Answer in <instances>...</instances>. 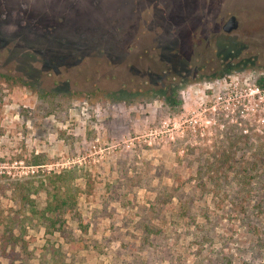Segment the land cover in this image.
<instances>
[{"label": "rangeland", "instance_id": "374dc122", "mask_svg": "<svg viewBox=\"0 0 264 264\" xmlns=\"http://www.w3.org/2000/svg\"><path fill=\"white\" fill-rule=\"evenodd\" d=\"M165 44L198 73L177 88L180 101L216 69L255 81L264 76V0H0V232L14 216L24 244L0 261L264 264V243L247 225L256 213H241L238 190L264 181L263 162L251 169L264 133L220 122L191 132L176 127L181 104L171 110L166 95L127 102L111 93L122 82L127 95L137 91L136 70L168 67L158 61ZM151 79L169 94L166 71ZM61 169L74 211L55 219L42 213L39 186ZM12 179L37 189L34 212L12 200Z\"/></svg>", "mask_w": 264, "mask_h": 264}, {"label": "trees", "instance_id": "16d2710c", "mask_svg": "<svg viewBox=\"0 0 264 264\" xmlns=\"http://www.w3.org/2000/svg\"><path fill=\"white\" fill-rule=\"evenodd\" d=\"M159 51V50H158ZM160 57L162 59L158 60L159 64L170 65L160 70V72L157 74L156 71L152 72L149 70V68H145V70H136L135 74L141 76V80H137L136 87L137 91L135 92H129L130 94L127 95L126 91L127 89L124 87V83L120 84L118 86L117 90L114 92H111L114 95L123 96L121 99L124 100V98L129 97L127 102L132 101L131 96L136 95H143V96H149L151 98L152 96L157 97V95H166L165 101L169 104L171 110H177L180 109L181 101L179 98H177V88L181 83H185L189 81V79H193L198 76V73L196 70L190 71L188 64L190 61L189 54H181L179 52H173L169 46L165 44L164 52H160ZM176 60L175 63L173 61ZM174 65H179V68L177 70H173L175 67ZM154 69V68H153ZM222 69H216L214 72L208 74V77H218L220 76L223 71ZM167 72L169 74V77L172 81H169L166 86H170V92L169 94L164 93L165 86H160L159 81H155V84L157 87H153L152 85L154 83L153 79L154 76H158L161 73ZM150 72V74H148ZM152 73V74H151ZM5 76V74L0 73V77ZM211 77V78H212ZM138 79V78H137ZM175 79H177L175 81ZM255 82L263 85L264 84V76L258 75L255 78ZM127 84V83H125ZM174 86V87H173ZM127 95V96H126ZM152 95V96H151ZM175 107V108H174ZM251 137L244 136V138L241 140V142L248 143ZM252 139V138H251ZM261 138L257 137V140L260 141ZM253 161H252V170L254 172H258L260 169H258L255 166V163L257 160L264 163V146L262 142H258V145L256 146L254 152H253ZM40 160H34L32 164H41ZM65 170L61 169L59 172H49L45 177V183L40 182V188L44 187L45 194L47 197L45 206L42 210V213H47L50 215H54L55 219L58 218L60 215L64 213L71 212L73 213V204L74 200L64 190V186L67 182V177L65 176ZM259 188H255L251 186L250 182H240L238 185V190L246 189L244 191V197L240 198V211L248 218L250 216H253V212L256 214L254 215L255 219L254 222L252 220H249L247 222V225L250 226V233L255 235L254 240L256 242H263L264 243V181L258 183ZM9 189L12 193V200L15 201V203L20 204L22 207H28L30 211H35L33 208L32 198H30V194L34 193L37 189L32 188L31 185H26L24 182H22L20 179H12L9 182ZM258 191V196H253L252 191ZM75 213V212H74ZM14 223V216L9 217L7 220L4 229L0 232V258L6 257V253L8 250H12L16 245L19 247H24V244H22L21 240L18 236H15L12 232V226L10 223ZM0 264H11L10 262H2L0 261Z\"/></svg>", "mask_w": 264, "mask_h": 264}, {"label": "built area", "instance_id": "2783aa9c", "mask_svg": "<svg viewBox=\"0 0 264 264\" xmlns=\"http://www.w3.org/2000/svg\"><path fill=\"white\" fill-rule=\"evenodd\" d=\"M180 99L182 119L176 120L177 128L184 126L195 132L220 122L238 125L243 133H264V84L247 76H220L191 84L180 90ZM174 124L175 119L162 121L165 130H171Z\"/></svg>", "mask_w": 264, "mask_h": 264}, {"label": "water", "instance_id": "95a60500", "mask_svg": "<svg viewBox=\"0 0 264 264\" xmlns=\"http://www.w3.org/2000/svg\"><path fill=\"white\" fill-rule=\"evenodd\" d=\"M234 27V20H233V16H229L228 19L224 22V24L222 25V30L225 32L230 31L232 28Z\"/></svg>", "mask_w": 264, "mask_h": 264}, {"label": "flooded vegetation", "instance_id": "af4514ba", "mask_svg": "<svg viewBox=\"0 0 264 264\" xmlns=\"http://www.w3.org/2000/svg\"><path fill=\"white\" fill-rule=\"evenodd\" d=\"M233 20H234V17H233ZM234 26H235V23H234Z\"/></svg>", "mask_w": 264, "mask_h": 264}]
</instances>
